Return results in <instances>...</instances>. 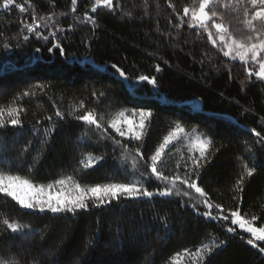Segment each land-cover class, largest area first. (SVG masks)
<instances>
[{
	"label": "trees",
	"instance_id": "obj_1",
	"mask_svg": "<svg viewBox=\"0 0 264 264\" xmlns=\"http://www.w3.org/2000/svg\"><path fill=\"white\" fill-rule=\"evenodd\" d=\"M27 3L32 7L26 13L0 8V107L23 109L21 125L0 128L5 167L45 185L68 176L85 187L136 182L139 176L130 174L135 153L124 152L122 145L141 147L147 160L179 122L188 135L180 134L166 148L160 170L167 175L188 171L184 164L190 166V157L199 156L191 141L203 134L213 143L199 169L198 186L211 203L223 206L224 214L239 208L246 219L256 215V226H264V150L253 143L257 138L250 131L264 134V81L249 78L242 62L224 57L219 41L213 46L208 32L183 22L191 18L183 17V8H198L199 0H114V11L100 7L97 13L91 12L95 0H77L76 12H71V0ZM251 8L248 0H214L210 5L218 13L215 22L237 38L250 32L244 12ZM53 12L52 20L40 19ZM86 12L96 25L85 21ZM33 15L44 35L56 32V37L45 41L22 31V22L31 23ZM57 42L64 54L48 51ZM140 75L156 77L157 85L140 81ZM26 91L34 94L21 97ZM141 108L153 113L141 141L121 138L109 128L120 145L76 119L92 111L106 125L117 111ZM57 110L63 118L55 116ZM248 148L255 152L257 171L244 176L241 192L236 181L243 175L242 162L251 166ZM88 155L103 159L85 169ZM137 160L139 171L150 172ZM145 186L156 191L164 184L150 177ZM187 191L188 196L121 198L98 207L89 201L88 209L75 215L23 209L0 194V218L29 226L21 234L0 224V264H172L176 253L181 254L179 264H193L191 252L213 238L226 243L204 264H264V255L246 243L250 234L230 220L201 216L207 211L204 198L194 189ZM227 227L236 231L228 233ZM184 249L190 254L185 256Z\"/></svg>",
	"mask_w": 264,
	"mask_h": 264
},
{
	"label": "snow or ice",
	"instance_id": "obj_2",
	"mask_svg": "<svg viewBox=\"0 0 264 264\" xmlns=\"http://www.w3.org/2000/svg\"><path fill=\"white\" fill-rule=\"evenodd\" d=\"M214 0H199L198 8L184 7L183 17H188L190 15V20L183 21L192 28H202L208 32V39L211 40L213 46L217 45L219 41L220 50L223 52L224 57L231 58L232 60H239L245 65V71L249 78L255 77L260 81H264V0H248L252 8L249 11L245 9V17H250L246 19L245 23L250 32L247 33L242 38H237L230 33L229 29L224 26L223 23L215 22L218 15L217 11L211 10L210 5ZM237 3H243V0H237ZM172 6L171 4L169 5ZM32 7L31 4L27 3H17L16 0H2L0 3V8L7 11L11 8H16L20 13H26ZM104 7L109 10H115L114 0H95V3L91 6V12L97 13L98 8ZM77 11V0H71V12ZM56 15L53 12L52 16L47 18L41 17L40 19H45L46 21L52 20ZM67 15V13H63ZM183 17L181 18L183 20ZM84 19L87 22H91L93 25L97 24L96 19L88 13H84ZM256 22H259V27H257ZM179 27V25H177ZM211 28L215 29V33L211 31ZM40 24L37 23L36 16H32V22H22V31H26L30 34H35L37 38H41L45 41L49 40V35L56 37V32H51L49 35H44L40 30ZM57 28V31H60ZM3 35V33H0ZM23 39L27 41L29 39L28 35H24ZM3 47L5 49L9 48L8 43H4ZM58 49L61 54H64V49L60 46V43H54L52 49ZM226 49V50H225ZM39 51V49H36ZM116 72L119 73L124 79H128L124 70L119 68L117 65L113 64L111 66ZM160 66H156V71L159 72ZM140 81H146L148 84L157 85V78L148 75H140L138 77ZM39 88H43V85H39ZM34 93L23 92L22 96H28ZM97 95L95 92L93 96ZM103 96L104 93L99 94ZM83 102H81L80 107L83 108ZM23 109L18 106L9 105L8 107H0V128L6 126H19L21 125V113ZM127 109L117 111L115 116L107 121V124L101 123L104 118L102 115H97L92 111H85L83 114L76 116V119L83 121L89 126H94L99 130L106 139H112L117 145L121 144V141L116 139L115 136L109 133V128L114 130L115 134L119 137H128L130 140L141 141L144 136V130L146 128V123L153 116L151 110H145L143 108L138 111H134L133 115H138V122H134L133 119H129L126 116ZM71 114V113H70ZM56 117L63 118V113L59 110L55 112ZM51 120L52 117H47ZM264 121V118H262ZM124 125L127 127L125 128ZM196 129H192V133H196ZM252 134L257 138L253 141L254 144L260 145V150H264V134L262 131H257L255 128L250 130ZM186 134L185 128L181 123H175L173 130L169 131L167 135L163 137V142L155 149L154 153L145 160L144 153L141 151V147L137 146L134 149H130L127 144L122 145L124 152L132 153L135 155L131 160L130 174L133 176L138 175L139 180L136 182H123V183H96L94 186H82L81 183L74 181L72 176L66 178L56 179L53 183L38 184L29 178L20 174H13L11 169L5 167L6 161L0 159V194L6 197H10L14 200L21 208L29 210H38L39 212H50L53 214H77L81 210H87L89 207V201L92 202L93 207H98L107 204H111L112 201H119L121 198L125 199H140L143 197L152 198L153 196H188L189 192L187 190L194 189L204 199L202 204L207 209V211L200 212L199 214L203 217L221 220V221H231L232 225H239L240 229L245 230L246 233L250 234V238L247 239L246 243L251 245L254 249H257L259 253L264 254V226H256L258 217L252 215L250 219H246L244 215L241 214L239 208L235 210L229 209L230 216L224 214L225 209L219 203L213 204L210 202L208 193L198 186L197 181L200 179L199 169L202 167L203 161L206 159V152L209 146L213 143L212 140L208 138H201L203 134L195 136V139L191 141V147L198 150L199 156L190 157L191 165L187 163L184 164L185 168L189 170L181 175L179 172L167 175L160 170V165L163 163L162 157L165 154V150L174 141H176L180 134ZM249 156L248 160L251 161V166L248 162H242L243 175L236 181V187L239 191H243L244 176L252 177L257 171L255 164V152L252 148L247 149ZM143 161L146 169L149 171L141 172L138 167V160ZM97 161L102 160L103 157H97ZM36 161H34L33 166H35ZM83 163V162H82ZM93 161L89 160L88 163L84 164V168L92 166ZM179 167V165H177ZM154 177L156 180L164 184L163 188L157 189L156 191H149L145 186L148 179ZM193 208H197L193 204ZM217 210L214 213L213 210ZM199 212V209L197 208ZM0 224L10 230L12 233L24 234L25 230L29 228L28 225L20 223L18 220H10L7 217L0 218ZM226 231L228 233H234L235 229L233 227H227ZM225 241H218L213 238L210 244H202L201 247L194 249L191 252V257L193 264H204L206 257L210 256L214 250L218 247L223 246ZM183 254L185 256L189 255V250L184 249ZM180 253L174 254L172 264H179L178 257ZM15 264V262H13Z\"/></svg>",
	"mask_w": 264,
	"mask_h": 264
},
{
	"label": "rangeland",
	"instance_id": "obj_3",
	"mask_svg": "<svg viewBox=\"0 0 264 264\" xmlns=\"http://www.w3.org/2000/svg\"><path fill=\"white\" fill-rule=\"evenodd\" d=\"M133 113H134V112L129 113L128 111H126V116H127L129 119H133L134 122H138V120H139L138 115H133ZM124 127L126 128L127 126L124 125ZM124 138H128V137H124ZM168 146H169V145H168ZM96 158H97V157H94V156L88 155V156H87V161H85V163H88L89 160H92V161H93L92 166H95L96 164H98L99 162H101V160L97 161ZM92 166H90V167H92ZM235 227H236V229L245 232V230L240 229L239 225H235ZM235 231H236V230H235ZM261 246H264V244H262ZM263 255H264V254H263Z\"/></svg>",
	"mask_w": 264,
	"mask_h": 264
},
{
	"label": "water",
	"instance_id": "obj_4",
	"mask_svg": "<svg viewBox=\"0 0 264 264\" xmlns=\"http://www.w3.org/2000/svg\"><path fill=\"white\" fill-rule=\"evenodd\" d=\"M201 109H202V108H201ZM201 109H200V110H201Z\"/></svg>",
	"mask_w": 264,
	"mask_h": 264
}]
</instances>
